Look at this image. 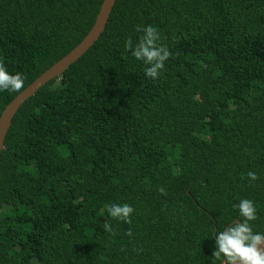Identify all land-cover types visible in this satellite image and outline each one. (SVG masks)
I'll use <instances>...</instances> for the list:
<instances>
[{
    "label": "trees",
    "instance_id": "obj_1",
    "mask_svg": "<svg viewBox=\"0 0 264 264\" xmlns=\"http://www.w3.org/2000/svg\"><path fill=\"white\" fill-rule=\"evenodd\" d=\"M101 3L0 0V66L23 79L0 114ZM150 26L170 52L155 80L124 50ZM241 199L264 233V0H116L98 40L12 118L0 264H219L215 232ZM113 203L133 209L127 222Z\"/></svg>",
    "mask_w": 264,
    "mask_h": 264
},
{
    "label": "clouds",
    "instance_id": "obj_2",
    "mask_svg": "<svg viewBox=\"0 0 264 264\" xmlns=\"http://www.w3.org/2000/svg\"><path fill=\"white\" fill-rule=\"evenodd\" d=\"M142 35L135 45L131 39L124 41V50L130 52L133 59L143 64L145 78L157 79L170 52L167 47L159 44L160 35L156 27L137 28ZM23 86V79L19 73L10 74L0 66V92H17ZM250 181L256 180V174L249 171ZM238 209L241 218L233 221L223 230L215 232L214 251L212 256L219 264H264V233L253 232L249 222L254 221L257 209L253 201L241 199L238 204L232 205ZM133 209L128 204L113 203L107 208L108 215L119 221L127 222ZM105 231H111V225H103Z\"/></svg>",
    "mask_w": 264,
    "mask_h": 264
},
{
    "label": "water",
    "instance_id": "obj_3",
    "mask_svg": "<svg viewBox=\"0 0 264 264\" xmlns=\"http://www.w3.org/2000/svg\"><path fill=\"white\" fill-rule=\"evenodd\" d=\"M115 1L116 0H102L93 25L87 34L82 38V40L67 54L48 67L37 78H35L33 82H31L27 87L19 92L4 107L0 114V154L4 148V140L11 125L12 118L19 107L38 89L65 72L70 65L75 63L98 40L105 29ZM233 221L235 222L237 219Z\"/></svg>",
    "mask_w": 264,
    "mask_h": 264
}]
</instances>
